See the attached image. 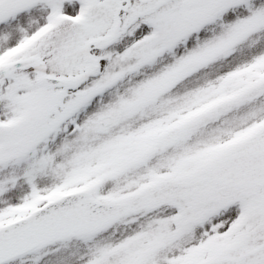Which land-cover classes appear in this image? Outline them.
I'll return each mask as SVG.
<instances>
[{"label":"snow or ice","instance_id":"obj_1","mask_svg":"<svg viewBox=\"0 0 264 264\" xmlns=\"http://www.w3.org/2000/svg\"><path fill=\"white\" fill-rule=\"evenodd\" d=\"M0 264H264V0H0Z\"/></svg>","mask_w":264,"mask_h":264}]
</instances>
